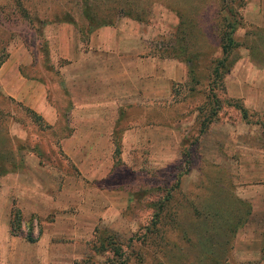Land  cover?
I'll return each mask as SVG.
<instances>
[{
    "label": "rangeland",
    "instance_id": "374dc122",
    "mask_svg": "<svg viewBox=\"0 0 264 264\" xmlns=\"http://www.w3.org/2000/svg\"><path fill=\"white\" fill-rule=\"evenodd\" d=\"M125 1L0 0V264H264V0H133L139 20ZM131 22L185 78L106 118L102 91L92 111L62 77L95 29ZM17 73L52 124L7 94Z\"/></svg>",
    "mask_w": 264,
    "mask_h": 264
},
{
    "label": "crops",
    "instance_id": "0c3cea01",
    "mask_svg": "<svg viewBox=\"0 0 264 264\" xmlns=\"http://www.w3.org/2000/svg\"><path fill=\"white\" fill-rule=\"evenodd\" d=\"M131 23L132 27L125 30L114 27L95 29L87 40L88 51H73L79 58H73L68 72H63L62 82L72 88L70 95L79 94L83 100L80 102L91 106L92 111L95 110V93L102 91L103 99L106 100V118L119 115L125 107L151 108L157 105L160 98L169 96L172 82L185 78V65L174 60H160L150 53L138 25ZM33 86L30 79L18 78L17 73L7 84V94L22 101L47 124H52L56 113L46 101V89L42 84ZM74 86L76 91L73 90ZM112 128L106 123V148L111 144ZM141 130L143 132V128Z\"/></svg>",
    "mask_w": 264,
    "mask_h": 264
},
{
    "label": "trees",
    "instance_id": "16d2710c",
    "mask_svg": "<svg viewBox=\"0 0 264 264\" xmlns=\"http://www.w3.org/2000/svg\"><path fill=\"white\" fill-rule=\"evenodd\" d=\"M118 7L121 8L120 10L122 12V16L129 17L132 20H139V16L144 13L142 7H139L136 4V2L133 0H126L122 5H119ZM138 13H141V14H138ZM232 23H233V20L230 23H226L227 25H229V28L231 30H233ZM174 40H175V44L176 45L178 44L179 49L180 50L183 49V46H185V43L183 42V35L175 36ZM232 44H233V40L230 36V32L224 33L223 36L219 38V58L214 61V67L211 70L212 71L211 73L213 74L214 77L220 79L223 74H225L227 71L230 70V65H232V61L228 63L229 64V65H227L228 67H225V64H226L227 58L229 56V53L232 50ZM186 56H188V55H185L184 57H182L181 60L185 62V60H187L185 58ZM186 62L189 63L190 61L187 60ZM1 64H2V62H0V65ZM212 90H213V87H212L211 91L209 89V92H212ZM208 97L215 99V93L214 92L210 93V96H207V98ZM216 103L218 105L216 104L215 107L219 108V103L217 101H216ZM239 110L242 112V109H239ZM25 111L28 114H30L31 116L34 115L35 117L39 118L31 110L25 108ZM201 130H203V127H201ZM18 218H19V213L16 211V213L13 215V219H15L17 225H18V221H19ZM11 223L13 224V220ZM10 229L12 231L14 230L11 227H10Z\"/></svg>",
    "mask_w": 264,
    "mask_h": 264
}]
</instances>
